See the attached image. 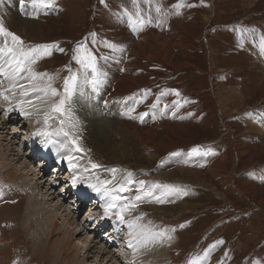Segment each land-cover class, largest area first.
Segmentation results:
<instances>
[{"label":"rangeland","instance_id":"1","mask_svg":"<svg viewBox=\"0 0 264 264\" xmlns=\"http://www.w3.org/2000/svg\"><path fill=\"white\" fill-rule=\"evenodd\" d=\"M178 3L182 4L179 14L173 7ZM157 5L161 8L160 13L155 10ZM138 7L145 18L151 17V23L135 32L128 22V13L134 15L137 10L132 0H55L51 7H34L30 0H24L23 3L21 0H0V23L19 36L25 48L57 45L51 49V55L43 56L32 68L35 72L47 73V76L34 82L45 81L47 84L51 83L52 87L56 84V89L61 94L67 77L75 74L82 79L85 71L73 59L76 49L83 45L96 57L98 70L106 74L102 76L104 82L101 87L109 93L106 94L107 99L101 103L94 97L93 89L89 86L87 96L101 105L107 122L100 123L101 134L86 124L82 117V120L77 117L73 107L75 93L70 104L66 106L71 108V118L75 125L71 131L78 139L75 145L68 144L64 150L68 152L72 149L70 152H73L75 158H88L87 163L99 164L107 170L108 173L105 172L102 181L97 178L98 184L106 181L116 183L113 181L114 177H118L116 173L119 172L120 175L123 170L128 173V166L134 173L145 172V176H150L147 173L158 175L165 171L166 174L174 173L170 176L177 180L161 178L157 183L153 177L146 178L147 181L161 184V192L165 191L164 185L173 186L177 190L173 193L175 199L171 198L172 194L161 196L164 202L158 203V206L151 203L146 207L148 202L144 204L142 199L143 202L136 204V195L143 192V188L149 190L150 187L146 185L145 179L135 180L134 173L131 176L132 183L128 185L130 190L126 191L136 201V206L141 208L139 211L147 225L151 224L154 227L150 226L152 229L166 226L161 229H165L172 236L174 242L168 251V257L171 256L166 264H190V261H195V264H264V206L260 203L264 201V188H259V184L252 182L264 179V54H261L258 46L259 37L264 35V0H151L150 4L138 0ZM222 30L226 34L221 33L219 36ZM171 34L175 35L170 36ZM156 36L169 41H184L183 47L168 45L166 53L171 51L174 54L172 61L176 64L186 60L185 62L193 65L178 69L162 60L150 62L146 56L149 55V45L154 46ZM1 40L4 41V38L0 37ZM231 44L246 49L251 54L246 55L244 66L247 69L234 65L229 59ZM134 47L142 48L141 52L146 56H141ZM189 47L192 49L188 51ZM186 53L191 58L185 59ZM137 59L145 63V69L137 67ZM61 64L64 65L62 69L68 70L67 74L60 72ZM130 65L138 69L130 68ZM133 71L136 74H132ZM49 76L53 78L51 81L48 80ZM126 77L138 80V85L127 90L124 82ZM110 80H117L119 83L112 84ZM256 84L262 86L256 87ZM110 86L115 90L110 92ZM24 90L20 88L21 95ZM58 100L59 96H51L48 104L51 114L48 123L53 126L61 125L60 121L66 119L52 111L53 102ZM6 103L7 98H4V104ZM129 109L132 111L129 112ZM114 113L118 115L112 116ZM3 121L6 118L0 113V165L2 168L11 162L12 167L19 171L20 165L24 163L22 154H25L26 160V154L30 153L28 147H23V140L27 132L28 139L34 135V123L29 119L28 125L24 128L21 126V131L16 124L4 129ZM165 125L173 128L180 126L181 130H176L174 136L165 137ZM65 126L68 130L67 124ZM147 132L158 133L157 148L161 152L158 156L160 158L153 157V150H145L139 136L142 138ZM60 137L65 143L67 138L63 135ZM77 147L80 150L73 151ZM193 148H198V154L192 153ZM206 152L207 155L204 154ZM176 154L181 158L174 159ZM169 157L176 164L163 167L161 160H168ZM254 166L257 169L252 176L251 170ZM111 169L116 171L113 173ZM178 171L192 174H187L185 178L188 180L181 181ZM68 172L64 177H67ZM11 173L13 172L9 171V167H5L0 182L5 178L6 182L11 183ZM52 176L44 175L42 177L46 180H41L47 181ZM18 178L21 179V176ZM140 181L144 182L143 188L137 186ZM134 183V189L140 188L139 192H131V185ZM44 186L46 188L42 189L43 192L47 190L53 194L54 191L50 192L48 183ZM4 188L5 191L17 190L16 185H4ZM56 193L59 195L55 192L52 196L55 197ZM12 194L8 198H12ZM57 200L52 202L55 209L52 211L56 214L59 226L57 236L60 234V239L67 241V232L73 225L65 218L66 213L60 215L61 207ZM13 203L14 201H9V205ZM72 203L75 205L73 201ZM184 204L190 208L184 209ZM85 207L89 208L90 204ZM85 207L77 209L76 206V210L73 209V214L78 213V220L85 212ZM154 208H159V212ZM52 218L55 220V216ZM9 219L13 224V218ZM65 219L67 225H64ZM5 222L10 224L6 220ZM0 225H4L3 219ZM45 226L50 228V221ZM76 227L77 224L73 228ZM19 230L22 233L24 225L22 228L18 227ZM76 231L73 230L74 243L81 240L82 243L91 242L89 234L83 232L79 236ZM18 235L16 237L20 245L13 250L12 264L66 263L55 249L52 248L46 254V248L39 250L40 247L37 246L40 243L36 245V241L35 244L30 242L26 233ZM217 241L223 243L217 244ZM68 246L67 255L75 257V264H115V261H109L101 253H98L100 256L90 253L93 257L83 256L81 250L80 253H75L70 241ZM108 246L114 252L112 249L115 246ZM209 249L207 258L197 259L203 258L205 251ZM101 251L106 252L104 248ZM74 254L77 256H73Z\"/></svg>","mask_w":264,"mask_h":264},{"label":"bare ground","instance_id":"2","mask_svg":"<svg viewBox=\"0 0 264 264\" xmlns=\"http://www.w3.org/2000/svg\"><path fill=\"white\" fill-rule=\"evenodd\" d=\"M202 18L205 19L204 17ZM155 41L156 42H154V46L149 45V48H148L149 55L147 56L146 54L144 55L143 52H141L142 48L140 49V47H136L135 49L136 51L139 52L141 56L143 57L146 56V58H148L149 61L162 60L174 68L179 69V68H184V67L193 65L191 64V62L189 63L185 62L186 60L184 62L182 61L181 63L176 64L172 61L174 54L170 53L171 51L168 52V54L166 53L168 50L167 48L168 45L171 44L172 46L179 48V47H183V44L185 43L184 41H181V42H177V41L175 42L174 40L169 41L168 39L165 40L159 36L155 37ZM3 43L4 41L1 40L0 46H3ZM190 49L192 48L189 47L188 51ZM189 58H191V56L186 53L185 59H189ZM2 64H3V61H0V65ZM141 66H142L141 68H144V69L146 68L145 65H143V61H142ZM130 68L138 69L132 65H130ZM134 73L135 71L132 72V74ZM23 75H25V78L23 79L17 78L15 81H12L5 75L0 74V93H2V95H0V113L3 117L6 118V121H3L4 123L3 125L5 126L4 129H6V127L7 129H9L10 126L16 124L15 126H20V130L22 131L21 126H23L24 128L26 125H28L29 123L28 120L31 119L34 123V126H32V129L35 130V133L31 137H29V140L27 139L29 133L28 132L26 133V136H25L26 138L25 140H23V147H31V151L45 154L48 160H52V165L45 168L36 163L34 164L33 158L30 153L28 155L26 154L27 161L25 160V157H24L25 154H22L23 156L19 154L21 156V159L22 158L24 159V163L20 165L19 171H16V167H12L11 162H9L7 166H4L2 168L0 165V177L4 176L3 174L5 173V167L6 168L9 167V171L13 172L11 173L13 177L12 182L17 187V190L5 191L4 185L6 186L11 185L12 187H14L15 185L11 181H10L11 183L6 182L5 178L4 180H2L3 182L2 181L0 182L1 184L0 185V218H2L4 222V225H0V264H12L13 250L15 247L20 245L18 243V239L16 236L18 234L23 235V232L26 233V236L27 238L30 239V242L34 243V241H36L35 242L36 245L40 243V246H37V247H40L39 250L42 251L43 249L46 248L45 249L46 254H47V251L49 250L52 251V248L58 251L60 257L65 259L66 261L65 264H75V259H74L75 257L73 258L69 254L67 255L69 241L71 242L73 249L76 250L75 253L76 252L80 253V250H81L83 253V256L85 257H89L90 253H93V254L101 253V256L104 257L106 255L105 258H107L109 261L111 260L115 261V264H166L168 258L171 256L170 255L168 257V251L171 250L170 247L173 245L174 240L172 239V236L169 235L165 229H161V228H165L166 226L165 227L156 226V229H152L151 227L153 226L151 224H150L151 227L147 225V221L144 219V217H142L143 214L140 213L141 208L139 207L140 208L139 209L138 206H136V204L139 203V201L140 202L144 201V204L145 202H148V205H146V207L149 206L151 203H155L158 206V202H156V200L154 201L152 200L154 199V197H161L162 190H160L159 188L152 189V186L157 185V184L155 183V181H147L146 178L153 177V179L155 178L157 183H159L161 178L171 179L174 176L171 177L170 174L174 175V173L166 174L167 172L165 171L164 173H160L158 175H156L155 173L154 174L147 173L150 176H145L146 174L145 172L134 173L132 172L133 169L129 168L128 166L127 168L129 170L128 173H125L124 170L121 172L120 175H119V172L116 173V176L118 177H116L113 180L116 183L111 182V183H99L98 184L99 181L97 180V178L99 177L102 181L105 175V172L108 173V171L104 170L102 166H100L99 164H98L99 167L93 168L92 167L93 163H87L88 160H86V158L83 159L82 157H80L79 158L80 160H79L77 157L75 158V155L73 154V152H70V151L65 152L66 149L64 150V147H63L64 143L60 135L52 134L55 132L56 129L61 127V125L53 126L52 123H48L50 122L51 118L48 119V122H47L48 124H45L46 116L51 117V114L49 111V105H48L49 101L51 100V96L50 95L44 96L43 93H31V92H29L28 95L20 94L21 85L23 86L24 89H30L33 86V84L45 85L47 84V82L44 81V82L36 83L33 81L30 83L29 80L26 78V74H23ZM124 82L126 83L127 90H132L134 87H136V85H138V80H135L133 77L124 78ZM13 83L16 84V87H13ZM110 83L114 84V83H119V82L117 80L116 81L110 80ZM89 86L90 85H84L82 91L76 92L74 100H73V107L76 111L77 117H79L80 119L82 117L86 124H88L91 128L95 129L96 131L102 134V132H100L99 125L102 122H107L104 119L106 118L105 117L106 114L104 113L102 114L101 105L94 103L93 102L94 98H90L89 95L87 96L88 94L87 92L90 91V88H88ZM108 89L110 92L115 90V88H112V87ZM125 90L123 91L124 93H125ZM93 92H94V97L98 99L101 103L107 99L106 94L109 93L108 90L106 91L105 88L101 87V85L99 86L98 91H93ZM123 92H121L120 95H122ZM37 96H40L41 99H37ZM5 97H7L6 104H4ZM230 97L232 99V96ZM109 104H111V102H109ZM222 105H223V102H222ZM117 115L118 113L112 114V116H117ZM56 123H58V121L55 122L54 124ZM168 127L169 126H166V129H165L166 130L165 137L167 136L170 137L171 135L174 136V134H176L175 133L176 130H181L180 126H176L178 128H175V127L168 128ZM65 130L67 129L65 128ZM17 132H20V131H17ZM12 133L15 134V131H12ZM45 133H47V135ZM22 134H25V133H22ZM139 138L141 139L142 144L145 146L146 151L153 150L152 151L153 157L157 158L160 155L161 152H159L157 148V145L159 144V143L157 144L158 133L147 132L142 138L140 136ZM73 151H76V150L74 149ZM80 154L83 155L82 152ZM69 157H71V163L76 165L75 168L69 166ZM150 157L152 158V156ZM13 158H15L14 155H13ZM180 158L181 157L176 154L174 159L178 160ZM185 158L187 159L188 156H186ZM174 159H171V157H169L168 160L166 159L161 160L162 166L167 167L168 164H171L172 166H174V163L176 162ZM13 160H16V159H13ZM104 165L105 164H103V167ZM218 165L219 164H217V166ZM52 166L53 167L58 166L57 170L55 171L57 172L56 176L50 178L49 180L47 179V181L41 180L44 177L40 175L45 174V177H46V173L52 168ZM59 169L60 171H58ZM53 170L54 168H52L49 171L50 176H52ZM157 170L160 171L161 169H157ZM67 171H69L68 175L67 177H64ZM133 173H134L133 177L135 180L145 179L147 181L146 185L150 187L149 190H152L153 195L152 197H144L142 199L143 201L141 200H139L138 202L135 201L136 202L135 204L134 200L131 198L132 196L130 197L129 195H127L126 191L116 192L115 194L122 198L116 201L117 205L118 206H123L126 204L129 205V207L122 213L124 219H123V222H121L120 218L116 214L120 210L119 207L112 208L110 209L107 215L105 214V207H106V204L109 202L110 197L105 196L104 190L105 189L107 190L118 189L120 184L124 181L126 177L130 176V179H132L131 176ZM177 173H180V171H178ZM190 173L181 171L178 177L179 180L181 181L188 180L185 177H187L188 176L187 174H190ZM195 175L200 176L197 174ZM17 176L18 177L21 176V179H19ZM74 177L77 180L76 183H73ZM44 179L46 180V178ZM172 179L177 180V178H172ZM39 180H41V183H40L41 185L38 183ZM47 183L50 186V190H51L50 192L54 191L53 194H55V192H58L59 195H57L56 193L57 196L55 195L54 197L52 196L53 194L52 193L50 194L49 191L47 190L43 192L42 189H44L45 187L44 185H46ZM198 183H201V182H198ZM135 184L136 183L131 185L132 193H136L140 191V188L134 189ZM90 185H96L101 190L96 191L92 187H90ZM128 185L126 186L127 188H128ZM137 186L140 187L138 183H137ZM81 188L83 189L81 190V193L83 195H86L84 196V198H86V201L81 202L80 206L77 209L88 204L91 201H93V205L90 208L85 207L84 210L85 212L86 211L87 212L86 213L83 212L82 216L78 220L77 219L78 213L74 211L75 213L73 214V209L76 210V205L80 201L76 200L72 196H71L72 199H70V195H72L73 192L77 193V191H79V189ZM26 189H30V190H26ZM143 189L144 191H148L146 188H143ZM11 193H13L12 194L13 197L11 196L12 198H8L10 197ZM173 193L171 195V198L175 199V196H173ZM24 198H25V201H24ZM56 199L59 200V207H61L62 212L58 209L61 213L60 215H62V213H66L65 218L70 222V225L72 224L73 227L76 224L78 225V227L76 228L72 227V229L67 232V236H68L67 241L65 239H60L59 237L60 234L57 236L59 232V226L56 221V214L53 213L55 209H53L52 207L53 206L52 202ZM9 201H14L13 205L10 204L12 207L9 205ZM72 201L75 203V205L72 203ZM68 202H70V204H67ZM260 203L261 205L264 206L263 200ZM188 206L189 205L184 204L183 208L184 209L190 208ZM13 207H15V210L13 209ZM154 209L157 211L160 210L159 208H154ZM14 211H17V212L15 213ZM26 211H29V212H26ZM53 216H55V220L52 218ZM137 217H141V219L137 220ZM9 218L11 219L13 218L12 219V221H14L13 224L10 223L11 221ZM27 218H29L27 220L28 230L26 229V219ZM2 219H0V221H2ZM66 219L64 220V225H67ZM5 220L10 224H6ZM48 221H50L51 227L47 229L45 225L46 223L48 224ZM131 221H135L136 224L138 225V227L135 230L130 229L128 227V223ZM23 225H24V230L21 233L20 230L18 231V227L22 228ZM143 228L150 229L153 232H160L163 230L165 231V235L160 238L148 239L147 241H144L141 238L143 234L142 233ZM157 228H160V229H157ZM73 230H77L76 233L78 232L77 235L80 234L79 236H81L83 232L89 234L92 238L91 242L89 241L87 243L86 242L82 243L81 242L82 240H81L79 241L80 245H79V242L74 243ZM110 230L114 231L112 235L110 234L111 232ZM130 232H134V234L130 235ZM7 233H13V235L15 234L17 235L12 236V235H8ZM169 236H171V239L168 238ZM46 239L49 241H47ZM98 240H100L103 243L100 244ZM130 241L133 245L132 247L129 246ZM137 241H140V242L138 243ZM92 242H94L93 246L91 244ZM88 243L90 244L88 245ZM104 243L107 246H105ZM108 244L111 247L115 246L112 249L114 252H111V250H109L110 248ZM101 248H104V251L106 252L101 251ZM15 253L16 252H14V257L16 256ZM99 254L98 256H100ZM73 256H77V254H74ZM105 264H110V263L107 262Z\"/></svg>","mask_w":264,"mask_h":264},{"label":"snow or ice","instance_id":"3","mask_svg":"<svg viewBox=\"0 0 264 264\" xmlns=\"http://www.w3.org/2000/svg\"><path fill=\"white\" fill-rule=\"evenodd\" d=\"M24 0H21V3H23ZM31 4L36 7H51L54 5L55 0H30ZM133 6L137 9L135 14L128 13V22L131 26L132 30L135 31H141L143 27L151 23V17L148 16L145 18L138 7V0H132ZM144 3L150 4L151 0H144ZM182 6V4H175L173 7L177 9V14H179V8ZM190 6V5H189ZM156 12L160 13L161 8L159 5L156 6ZM166 15V14H165ZM0 37L4 38L3 46H0V61H3V64L0 65V74L5 75L12 81H15L17 78L23 79L26 78L29 80V82H33L39 79H42L43 77L47 76V73H38L33 71L32 65H34L39 59H41L43 56L51 55V49L56 48L57 45L55 44H46V45H36L33 47L25 48L23 46V41L19 36L12 33L8 29L4 27L2 23H0ZM9 38H11V43H9ZM108 47H115L114 45H107ZM259 49L261 54H264V35H261L259 37ZM60 51H63V49H59ZM73 59L76 60L85 71L82 74V79L78 77L75 74L70 75L64 80V90L63 94L59 93L58 90L54 87H52L51 83L45 84V85H39V84H33V86L30 89H25L22 94L28 95L29 92L31 93H43L44 96L51 95L52 97L59 96V100L53 102L52 104V111L55 113H58L60 115H63L66 117L65 120H61L60 124L61 127L55 130L53 135H63L67 138L66 142L63 144V147L67 148L68 144L75 145L77 142L78 137H75L71 131L72 128L75 127L72 118H71V108L67 107L66 105L70 104L73 95L77 91H82L84 85H90L93 89V91H98L99 86L104 82L102 79V76L106 75L105 73H101L97 66H96V57L92 54L90 50L85 48L83 45L78 47L76 49V54L73 56ZM90 70V71H89ZM71 71V70H70ZM53 78L48 77V80L51 81ZM79 81V83H78ZM13 87H16V84L13 83ZM23 88V86H20ZM147 95V92L145 93ZM177 96H179V93H175ZM2 95V93H0ZM7 98V97H5ZM37 99H41L40 96H37ZM131 99V97L129 98ZM132 109H129V112H131ZM50 116H46L45 124H47L48 119H50ZM65 124L68 126V130H65ZM39 134V133H38ZM47 135V133H45ZM72 149H69L71 151ZM75 150L79 151L80 149L77 147ZM198 148H193L192 153L198 154ZM209 152L211 149L208 150ZM207 155V152L204 153ZM69 166L75 168L76 165L71 163V157H69ZM93 168L99 167L97 164H92ZM87 170V169H85ZM113 173L116 171V169H111ZM115 179V177H114ZM77 180L75 177L73 178V183H76ZM104 183H111L110 181L104 182ZM132 181L129 177H126L124 181L120 184L118 189L114 190H104V194L107 197H110L109 202L106 204L105 207V214L107 215L110 209L119 207V211L116 213L117 216L120 218L121 222H123V211H125L129 205H123L118 206L116 201L119 199H122L121 197L117 196L115 193L119 191H129L130 189L126 186L128 184H131ZM139 185L141 188L144 186V182L140 181ZM94 190L100 191L101 189L98 188L96 185H90ZM160 185H153L152 189L159 188ZM163 188L165 189L164 192L161 193L162 197H166L167 195L172 194L173 192H176L177 190L173 188V186L170 185H164ZM153 192L152 190L139 192L135 199L137 201L143 199L144 197H152ZM156 202L163 203L164 199L161 197H154ZM134 206V205H133ZM141 219V217H137V220ZM128 227L130 229L135 230L138 225L135 221H131L128 223ZM181 227H184V225H181ZM174 231V229H173ZM142 240L147 241L148 239H156L163 237L165 235V231L160 232H153L150 229L143 228L142 229ZM134 232H130V235H133ZM171 239V236L168 237ZM138 243L140 241H137ZM223 241H217V244H221ZM129 246L132 247L131 241L129 242ZM212 247H215L213 245ZM209 250L205 251L203 258H197V259H205L208 256ZM190 264H195V261H190Z\"/></svg>","mask_w":264,"mask_h":264},{"label":"trees","instance_id":"4","mask_svg":"<svg viewBox=\"0 0 264 264\" xmlns=\"http://www.w3.org/2000/svg\"><path fill=\"white\" fill-rule=\"evenodd\" d=\"M222 34H226V33L223 32ZM231 47H232V52L230 54L231 56L229 59H231V61H233L234 65L236 64L240 68H246L244 66V63L247 61L246 55L247 54L250 55V54L247 51L242 50V49H238L236 47H233L232 45H231ZM244 53H245V57H244ZM242 60H244V61H242ZM237 79H241V78H237Z\"/></svg>","mask_w":264,"mask_h":264},{"label":"crops","instance_id":"5","mask_svg":"<svg viewBox=\"0 0 264 264\" xmlns=\"http://www.w3.org/2000/svg\"><path fill=\"white\" fill-rule=\"evenodd\" d=\"M230 33H232V32H230ZM172 35H175V34H171L170 36H172ZM169 36V37H170ZM219 36H221V32H219ZM220 38V37H219ZM233 47H236V48H238V49H242V50H245V51H247V52H249L248 50H246V49H243V48H241V47H238V46H236L235 44H231ZM136 47H134V49H135ZM135 55V54H134ZM151 62V61H150ZM136 65H137V67L138 68H141L142 66H141V64H142V61L141 60H138L137 59V61H136V63H135ZM249 64H251V62H249ZM143 65H145V63L143 62ZM146 66V65H145ZM134 74H136V73H134ZM257 86L256 87H261L262 86V84H256ZM222 107H224V106H222ZM243 151V152H242ZM241 152L242 153H244V150H241ZM264 167V166H263ZM253 170H251L252 171V176H253V172H255V170L257 169V167L256 166H254L253 168H252ZM249 172V171H248ZM248 172H246V174L248 173ZM168 180H173L172 178L171 179H168ZM253 183H255V184H259V188H264V179H259V180H254V181H252ZM264 209V208H263ZM264 217V216H263Z\"/></svg>","mask_w":264,"mask_h":264}]
</instances>
